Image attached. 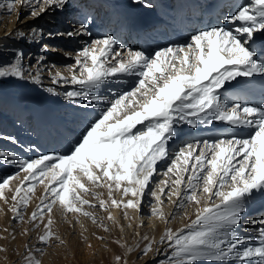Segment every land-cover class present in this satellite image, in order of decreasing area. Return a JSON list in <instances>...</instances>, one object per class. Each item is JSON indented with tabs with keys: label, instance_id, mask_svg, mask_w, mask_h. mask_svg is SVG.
I'll return each mask as SVG.
<instances>
[{
	"label": "snow or ice",
	"instance_id": "1",
	"mask_svg": "<svg viewBox=\"0 0 264 264\" xmlns=\"http://www.w3.org/2000/svg\"><path fill=\"white\" fill-rule=\"evenodd\" d=\"M69 3L70 0H10L7 8L27 6L30 16L36 18L51 8L64 9ZM227 19L234 27L197 31L190 42L164 47L153 55L128 50L122 56L115 48L117 40L106 35L76 53L75 63L68 68L70 77L56 71L52 83L80 85L79 90L62 93L65 100L82 98L93 102V107L106 101L107 106L85 125L80 137L64 153L22 159L14 152L0 150V163L19 168L14 175L0 177V201L7 204L6 192L12 193L8 211L13 218L23 219L21 209L28 205L38 184L44 187V194L30 220L43 223L38 239L44 244L55 238L54 207L65 214L91 218L95 223L92 213L85 210L86 206L94 207L85 196L98 198L93 188L108 190L109 200L99 199L102 210H107L109 201L116 208L139 210L157 164L169 158L168 142L177 135V125L196 128L198 123L224 122L253 131L247 136L233 134L181 146L164 173L174 177L170 185L169 180H164L159 194L152 191L156 200L152 214L164 218L160 205L166 187L172 188L170 198L183 196L196 205L201 204L202 192L205 203L197 209L195 219L184 229L168 230L162 237L172 249L169 264H264V220L252 221L261 225L258 229H243L256 231V236L239 234L247 200L257 192L264 194V101L241 102L221 92L239 85L238 78L264 76V0H246ZM80 34L90 35L83 22L63 35ZM17 35L21 39L28 35L33 41L42 38L37 29L30 34L18 31ZM13 54L11 63L0 66V77L24 79V54L19 50ZM44 59L40 56L37 65ZM118 74L138 79L115 99L94 94L108 78ZM29 78L35 84L41 82L39 73ZM46 90L60 95L52 87ZM7 139L15 142L14 137ZM20 172L23 178L13 189L11 182L18 179ZM113 190L134 199L118 201L112 196ZM213 197L218 202H213ZM108 218L113 219L110 212ZM253 240L255 244L250 243ZM150 249L151 245H147L143 251L146 254ZM25 259L27 264H40L31 253ZM116 260L119 262L120 257Z\"/></svg>",
	"mask_w": 264,
	"mask_h": 264
},
{
	"label": "rangeland",
	"instance_id": "2",
	"mask_svg": "<svg viewBox=\"0 0 264 264\" xmlns=\"http://www.w3.org/2000/svg\"><path fill=\"white\" fill-rule=\"evenodd\" d=\"M9 2L10 0H3L1 6L0 32L4 31L2 36L8 37L15 34L16 39H18L17 32L24 25L22 23L29 19L30 28L41 30L42 38L36 40L38 41L37 47L32 50L26 51L25 47L20 44L15 47V50L24 54L22 60L25 69L24 79L0 77V81H3V86H0V150L14 152L22 159L36 158L41 154L64 153L80 137L85 125L99 116L100 110L107 106V102H102L97 107H93V102L82 98L74 101L65 100L62 93L79 90L80 85L66 84L63 81L54 84L52 83V76L56 71H60L65 77H70L68 68L75 63L76 53L81 48L90 45L94 39L106 35L112 36L114 28L108 26L107 28L104 27L102 31H98L97 26L91 27L90 35L80 34L69 37L63 34L76 30L80 24L77 20L73 21L70 14L76 15L75 18L77 19L82 11L83 13L86 11L82 10L80 1L78 4L74 2L73 7L51 8L36 18L30 16V10L27 6L14 5L9 10L7 8ZM21 10H24V13L18 16ZM103 13L101 11L97 17V24L102 20ZM12 24L14 25L11 29L5 31ZM48 28L52 29L48 31ZM100 29L101 27H99ZM27 30L24 32L26 33ZM27 38L28 35L22 42H27ZM119 42L122 41L118 39ZM116 50L119 49L116 48ZM3 55L4 53H0V56ZM40 56H44L45 59L37 65ZM13 60L14 54L12 52L9 62L6 63L2 60L3 63L0 62V66H7ZM37 73H39L41 80L39 84L33 83L29 78L30 75ZM11 81H20V83L23 81L26 85H23L20 92L12 95L8 89V83ZM110 81L108 79L100 88L94 90V94H103L112 100L119 93L130 90L121 82L106 89ZM49 87L54 88L60 95H52L47 92L46 89ZM106 90L109 92L106 93ZM28 105L37 106L36 108L49 106L51 116L48 115V119L43 118L41 121L37 120L35 114L24 115ZM185 125L188 124H183V128L189 129ZM210 126L212 123L209 124V128ZM142 127V125L137 126V128ZM238 132V135H243L241 129ZM178 133L179 131H177ZM193 133L191 131V134ZM56 135H62L64 142L61 145L53 146L52 140ZM8 137H14L15 142L7 139ZM2 159L0 158V160ZM18 171L19 168L16 165L0 163V177L14 175ZM23 175L24 173L20 172L18 179L11 182L13 189L23 178ZM153 188H155L154 185L145 189V196L150 195V198L143 195L140 205H146L145 199L147 202L149 199L154 200V197H151ZM93 192L97 194L98 198L93 199L92 195L85 196V199L91 200L94 205V207L86 206L85 210L92 213L95 217V223L91 218L65 214L58 206L54 207L52 231L55 233V238L46 244L41 243L38 239L44 230L43 223L40 220H30L31 213L36 209L44 194V187L39 184L36 186L28 205L21 209L23 219H14V214L8 211L12 204L10 199L12 193L6 192L9 197L8 203L5 204L4 201H0V264H27L25 258L29 253L36 260H39L40 264H169L172 249L168 242L164 241L163 250L158 255L155 254L156 250L152 240L150 243V239L154 236H152V232L156 229L150 228L146 222L150 217L149 213L143 214L145 220L142 223L143 226H138L135 219L136 215L138 217L139 210L137 212V209L116 208L111 206L110 201L107 210H102L99 207V199L108 201V190L105 187H97L93 188ZM199 195L201 204L190 203V206L185 204L183 208L178 210L177 214L164 222L166 229L171 227L172 231L176 232L184 225V217H187L185 225L195 218L197 209L203 207L205 203L204 194L201 192ZM112 196L118 201L134 199L131 196H122L121 192L115 190H113ZM213 199L216 198L213 197ZM109 212L113 219L108 218ZM185 213L186 216L182 217ZM46 219L45 217L44 222ZM147 245H151V249L145 254L143 249ZM117 256L120 257L119 262L116 260ZM198 264H210V262L200 261Z\"/></svg>",
	"mask_w": 264,
	"mask_h": 264
},
{
	"label": "bare ground",
	"instance_id": "3",
	"mask_svg": "<svg viewBox=\"0 0 264 264\" xmlns=\"http://www.w3.org/2000/svg\"><path fill=\"white\" fill-rule=\"evenodd\" d=\"M79 1L81 2L82 10L84 9L86 11L84 13L82 11L77 16V19L75 18L76 15L72 13L70 14V18H72L73 21L77 20L79 23L84 22L89 30L91 27L96 26L98 31H102L104 27L107 28L108 26L114 28L112 36L117 40V45L115 48H118L119 50L117 51L123 53L122 56H126L128 50L143 51L146 55H153L157 50H160L164 47L190 42L191 36L197 31H203L210 27L216 26L232 28L234 25L230 24L227 18L234 14L235 10H237L240 5L246 3V0H232L230 3L224 4L223 11L225 13L222 15H219V13L216 14V16H213V14L209 15L206 12L211 4L214 2H219V0H150L140 4L135 3L134 0H70L68 6L73 7L74 2L78 4ZM220 1L223 2L224 0ZM2 4L3 0H0V13ZM101 11L104 12L103 17L102 20L97 24L96 19H98L97 17L100 15ZM22 13H24V10H21L18 13V16H21ZM139 19L149 20L151 21V25L142 34H135L134 28ZM29 22V19L24 21V23H22L24 25L21 29H19V31H26L28 29L26 34H30L32 29H36L33 27L30 28L31 25H29ZM13 25L14 24H12L5 31L11 29ZM99 27H101L100 30ZM50 29L52 28H48L47 30L49 31ZM118 29L120 31L116 32ZM38 31L41 32V30ZM3 32H0V53H4V55L0 56V62H2V60H4L6 63L9 62L10 55L12 52L14 53L15 47L18 44L23 45L26 51L37 47L38 41H33L27 38V42L23 43L22 40L25 37L23 39H16L15 34L12 35L15 38H10L12 37L11 35L8 37H3ZM127 32L128 34H126ZM118 39L122 42L118 43ZM5 42L6 44L3 45ZM120 77L122 78L120 79ZM108 79L111 81L106 89L113 87L119 82L123 83V86L126 85L128 89H131V87L135 85L138 77L134 75L118 74L117 76L110 77ZM238 79L240 80V84L235 87H228L226 91L221 90L222 96H227L230 99L241 102L260 103L264 101V76L257 75L252 78L241 77ZM0 84H2L0 86H3V81H0ZM233 84H235V82H233ZM8 85L10 94L13 95L20 92V90L23 88V85H26V83L23 81L21 83L20 81H11L8 83ZM123 86L120 87L123 88ZM108 92L109 90H106V93ZM28 103L33 104L31 102ZM36 107L37 106L34 105H28L25 109L26 113L24 115L27 114L31 116L35 114L37 120L41 121H43V118H47V116L50 115L49 112L51 110L48 108L49 106H44L43 108ZM185 127H188L189 129H184L183 124L177 125L176 131H179V133L168 142L169 158L160 161L156 166V171L149 186L153 187L154 185L155 188L153 189L157 191L158 194L159 188L163 187L161 181L169 180L170 185V178H174L171 177V174H169V177H166L164 173L167 171V167L171 163V159L174 158L175 152L179 151L180 147L184 144L194 143L196 140L230 137L233 134L237 136H247L251 131H253L249 128H237L227 123L217 121H213L210 128L209 123H198L196 128H193L190 125H185ZM240 129L242 130L243 135H238V130ZM191 131L194 133L191 134ZM61 136L62 135L55 136L54 140H52L53 146H57L58 144L61 145V143L64 142V139H62ZM170 151L172 152L170 153ZM171 191L172 188L169 186L166 187L164 193L161 194L162 203L160 208L163 212V219L152 214V209L156 205L155 198L153 201L149 199L148 202L145 199L146 205L139 206V214L138 217L136 215L135 219V222L138 224V226H143L142 223L145 221L143 214L149 213L150 217H148L146 222L150 228L156 229L154 232H152V236H154L150 239V243L152 240V244L155 246L156 255H158L159 252L163 250V243L165 240L162 239V237L164 233L168 230H172L171 227L166 229L164 222L177 214L178 210L183 208L185 204L190 206V203H192L184 199L183 196L178 199L173 195L170 198L169 193ZM145 195L146 194L144 193V196ZM145 197L150 198V195ZM213 202L218 201L213 199ZM184 216H186V213L182 215V217ZM184 218L186 220L187 217ZM185 220L181 229L185 228ZM260 220H264V194L257 192L251 198H249L245 204V210L241 215V231L239 234L256 236V231L244 232L243 229H258L261 227V225L258 223L253 224L252 221ZM250 243L255 244L256 241L253 240Z\"/></svg>",
	"mask_w": 264,
	"mask_h": 264
}]
</instances>
